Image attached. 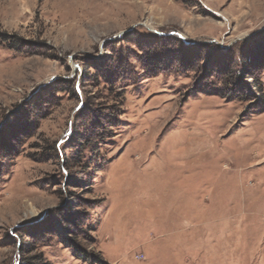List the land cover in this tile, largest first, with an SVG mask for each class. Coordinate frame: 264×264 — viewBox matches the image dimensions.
Listing matches in <instances>:
<instances>
[{"label": "rangeland", "instance_id": "1", "mask_svg": "<svg viewBox=\"0 0 264 264\" xmlns=\"http://www.w3.org/2000/svg\"><path fill=\"white\" fill-rule=\"evenodd\" d=\"M0 264H264V0H0Z\"/></svg>", "mask_w": 264, "mask_h": 264}]
</instances>
